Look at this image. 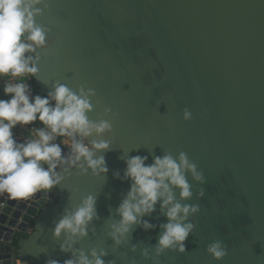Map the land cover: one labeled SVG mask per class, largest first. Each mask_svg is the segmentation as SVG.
<instances>
[{"label":"water","instance_id":"1","mask_svg":"<svg viewBox=\"0 0 264 264\" xmlns=\"http://www.w3.org/2000/svg\"><path fill=\"white\" fill-rule=\"evenodd\" d=\"M37 22L51 29L40 52L39 75L29 80L46 96L53 82L92 88L94 111L112 132L103 153L106 175L81 176L25 200L0 194V264H63L70 258L52 236L67 207L96 197L99 216L77 247L105 248L116 264H151L141 249L157 243L166 223L159 205L117 249L107 237L129 182L114 178L124 156L188 155L206 177H188L200 206L184 254L166 252L162 264H264V0H49ZM28 78H22L27 80ZM1 99V97H0ZM110 108L109 115L104 109ZM188 109L192 118L183 119ZM113 113L115 115H113ZM65 153L69 147L64 148ZM203 188L205 196L195 193ZM220 240L228 254L213 260L206 246ZM137 244L135 253L129 251Z\"/></svg>","mask_w":264,"mask_h":264},{"label":"clouds","instance_id":"2","mask_svg":"<svg viewBox=\"0 0 264 264\" xmlns=\"http://www.w3.org/2000/svg\"><path fill=\"white\" fill-rule=\"evenodd\" d=\"M49 7V0H0V78H6L3 94L7 97L0 99V194L12 200H25L53 189L73 169L81 176L94 177L109 171L103 153L111 144L102 137L112 132V124L88 115L94 111L95 90L84 86L73 90L57 81L46 96L32 92L29 80L39 75L40 52L50 47L47 37L51 31L36 18ZM25 77L28 79L22 80ZM110 112V108L104 109L105 116ZM191 118L192 113L184 109L183 119ZM37 120L43 127L33 129L35 138L19 141L13 130ZM58 137L69 146L67 153L57 142ZM122 159L126 165L123 175H113L130 186L115 209L119 219L112 218L107 225V237L119 249L129 243L134 227L154 230L157 225L144 217L151 216L159 205L160 215L167 222L159 225L157 243L141 249V257L151 264H162L160 258L166 252L184 254L185 241L196 228L190 217L200 212L198 204L187 203L194 196L188 177L200 185L206 183V177L184 152L175 157L169 153L153 156L150 164L146 163L148 156L123 155ZM195 196L203 199L204 189ZM98 220L92 194L81 197L78 205L65 208L52 230L54 239L63 236L60 250L70 256L63 264H116L105 259L109 253L103 247H77L88 237L90 228L95 231L94 221ZM129 251L135 253L137 244H131ZM205 251L218 262L228 254L220 240L210 242ZM46 264L59 262L50 259ZM130 264L138 262L133 259Z\"/></svg>","mask_w":264,"mask_h":264},{"label":"built area","instance_id":"3","mask_svg":"<svg viewBox=\"0 0 264 264\" xmlns=\"http://www.w3.org/2000/svg\"><path fill=\"white\" fill-rule=\"evenodd\" d=\"M12 82L15 83L16 81L12 80ZM37 94L40 95L37 92L34 93V95H37ZM40 127H43V125L37 120L32 125H28V126H24V127L17 126V128L14 129L13 131H14L16 138L19 141L23 142L25 139L35 138L33 129L40 128ZM63 140H64L63 137H58L57 142L61 143V146L63 149L65 147H69L68 145H65L62 143Z\"/></svg>","mask_w":264,"mask_h":264},{"label":"crops","instance_id":"4","mask_svg":"<svg viewBox=\"0 0 264 264\" xmlns=\"http://www.w3.org/2000/svg\"><path fill=\"white\" fill-rule=\"evenodd\" d=\"M3 86H4V84L0 81V97H1V94H3ZM36 92V91H35ZM34 92V93H35ZM33 93V94H34ZM2 99V98H1Z\"/></svg>","mask_w":264,"mask_h":264},{"label":"trees","instance_id":"5","mask_svg":"<svg viewBox=\"0 0 264 264\" xmlns=\"http://www.w3.org/2000/svg\"><path fill=\"white\" fill-rule=\"evenodd\" d=\"M6 78H0V81L4 84V80H5ZM1 98L2 99H7V97L6 96H4V94H1Z\"/></svg>","mask_w":264,"mask_h":264},{"label":"rangeland","instance_id":"6","mask_svg":"<svg viewBox=\"0 0 264 264\" xmlns=\"http://www.w3.org/2000/svg\"><path fill=\"white\" fill-rule=\"evenodd\" d=\"M29 83H30V82H29ZM30 86H31L32 92L34 93V92H35V90H34V88H33V84H32V83H30Z\"/></svg>","mask_w":264,"mask_h":264}]
</instances>
